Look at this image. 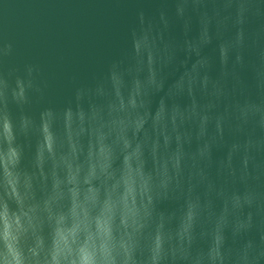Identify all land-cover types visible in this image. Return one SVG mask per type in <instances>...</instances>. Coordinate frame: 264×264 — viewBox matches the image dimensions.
Segmentation results:
<instances>
[{
	"label": "clouds",
	"instance_id": "9594fccd",
	"mask_svg": "<svg viewBox=\"0 0 264 264\" xmlns=\"http://www.w3.org/2000/svg\"><path fill=\"white\" fill-rule=\"evenodd\" d=\"M154 2L61 106L0 40V264H264V0Z\"/></svg>",
	"mask_w": 264,
	"mask_h": 264
},
{
	"label": "water",
	"instance_id": "95a60500",
	"mask_svg": "<svg viewBox=\"0 0 264 264\" xmlns=\"http://www.w3.org/2000/svg\"><path fill=\"white\" fill-rule=\"evenodd\" d=\"M138 7L155 14L160 5L154 0H0V40L13 45L5 64L21 69L25 64L38 66L39 79L47 84L46 104L61 106L74 87L90 83L123 53ZM168 7L171 15L172 5ZM257 25L250 21L247 31L253 32ZM166 35L182 45L184 35L174 19ZM191 35H195V26ZM215 43L205 49L213 57ZM176 55L177 61L184 59L179 49ZM253 58V50L247 49L246 61ZM217 70L218 63L212 74ZM241 74L248 76L243 69ZM223 155V150H214V159Z\"/></svg>",
	"mask_w": 264,
	"mask_h": 264
}]
</instances>
